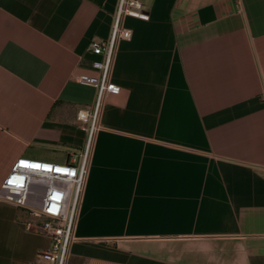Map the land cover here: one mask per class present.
Returning <instances> with one entry per match:
<instances>
[{
  "label": "crops",
  "instance_id": "1",
  "mask_svg": "<svg viewBox=\"0 0 264 264\" xmlns=\"http://www.w3.org/2000/svg\"><path fill=\"white\" fill-rule=\"evenodd\" d=\"M125 16L67 264H264V0H140ZM118 0H0V188L21 157L75 158L92 40ZM67 154L53 157L46 150ZM0 197V264L49 239Z\"/></svg>",
  "mask_w": 264,
  "mask_h": 264
},
{
  "label": "built area",
  "instance_id": "2",
  "mask_svg": "<svg viewBox=\"0 0 264 264\" xmlns=\"http://www.w3.org/2000/svg\"><path fill=\"white\" fill-rule=\"evenodd\" d=\"M148 19L140 0H118L111 32L106 40H92L89 48L102 59L95 63L98 75L78 74L75 79L96 89L90 108L77 112L87 132L83 150L73 159L53 162L30 157L17 159L4 178L0 197L13 202L26 214L28 230L45 235L50 245L40 252L46 264H67L82 194L90 164V154L99 119L108 94H119L121 87L112 81L111 71L120 39H130L131 31L123 18Z\"/></svg>",
  "mask_w": 264,
  "mask_h": 264
},
{
  "label": "rangeland",
  "instance_id": "3",
  "mask_svg": "<svg viewBox=\"0 0 264 264\" xmlns=\"http://www.w3.org/2000/svg\"><path fill=\"white\" fill-rule=\"evenodd\" d=\"M45 152H48L53 157L65 156L67 154L64 150H60V149H55V150L50 149V150H46Z\"/></svg>",
  "mask_w": 264,
  "mask_h": 264
}]
</instances>
